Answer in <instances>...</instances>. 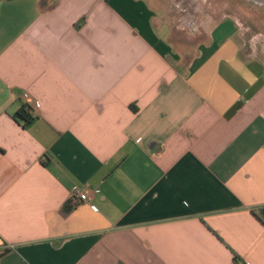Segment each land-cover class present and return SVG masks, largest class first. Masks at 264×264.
<instances>
[{
  "label": "crops",
  "instance_id": "crops-1",
  "mask_svg": "<svg viewBox=\"0 0 264 264\" xmlns=\"http://www.w3.org/2000/svg\"><path fill=\"white\" fill-rule=\"evenodd\" d=\"M154 1L0 0V264H264V60Z\"/></svg>",
  "mask_w": 264,
  "mask_h": 264
},
{
  "label": "rangeland",
  "instance_id": "rangeland-1",
  "mask_svg": "<svg viewBox=\"0 0 264 264\" xmlns=\"http://www.w3.org/2000/svg\"><path fill=\"white\" fill-rule=\"evenodd\" d=\"M225 2H228V9L225 8L222 12L229 11L237 20L245 43L243 50L251 51L264 60V5L251 0H225ZM153 3L155 6L177 13L175 16L177 22L185 24L190 18L201 19V13L210 0H155ZM220 17L222 15H214L213 19Z\"/></svg>",
  "mask_w": 264,
  "mask_h": 264
},
{
  "label": "built area",
  "instance_id": "built-area-1",
  "mask_svg": "<svg viewBox=\"0 0 264 264\" xmlns=\"http://www.w3.org/2000/svg\"><path fill=\"white\" fill-rule=\"evenodd\" d=\"M87 199H88L87 193L82 187L78 185L72 186L70 190L69 198H68V203L70 204V206H76L82 202L87 201ZM236 263L244 264L241 261H238Z\"/></svg>",
  "mask_w": 264,
  "mask_h": 264
},
{
  "label": "trees",
  "instance_id": "trees-1",
  "mask_svg": "<svg viewBox=\"0 0 264 264\" xmlns=\"http://www.w3.org/2000/svg\"><path fill=\"white\" fill-rule=\"evenodd\" d=\"M15 118L21 120L23 122V125H28L32 120L33 117L28 114L24 109H21L20 111H18L15 115ZM260 215L262 216V220L264 222V207L259 209ZM214 234L219 238V236L214 232ZM220 239V238H219ZM7 249H4L2 254L7 252ZM1 255V254H0ZM236 262H238V258H235Z\"/></svg>",
  "mask_w": 264,
  "mask_h": 264
},
{
  "label": "water",
  "instance_id": "water-1",
  "mask_svg": "<svg viewBox=\"0 0 264 264\" xmlns=\"http://www.w3.org/2000/svg\"><path fill=\"white\" fill-rule=\"evenodd\" d=\"M257 4L264 5V0H251Z\"/></svg>",
  "mask_w": 264,
  "mask_h": 264
},
{
  "label": "flooded vegetation",
  "instance_id": "flooded-vegetation-1",
  "mask_svg": "<svg viewBox=\"0 0 264 264\" xmlns=\"http://www.w3.org/2000/svg\"><path fill=\"white\" fill-rule=\"evenodd\" d=\"M190 21H191V22H192V21H194V18H191V20H190Z\"/></svg>",
  "mask_w": 264,
  "mask_h": 264
}]
</instances>
